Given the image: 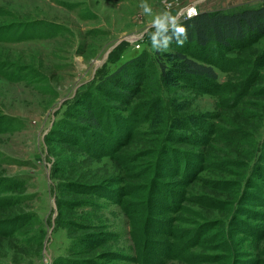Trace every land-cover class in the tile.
I'll return each instance as SVG.
<instances>
[{"label":"rangeland","instance_id":"rangeland-1","mask_svg":"<svg viewBox=\"0 0 264 264\" xmlns=\"http://www.w3.org/2000/svg\"><path fill=\"white\" fill-rule=\"evenodd\" d=\"M261 1L0 0V264H264V33L215 92L149 36ZM143 56L129 101L95 89ZM88 97L121 119L108 153L69 115Z\"/></svg>","mask_w":264,"mask_h":264},{"label":"trees","instance_id":"trees-1","mask_svg":"<svg viewBox=\"0 0 264 264\" xmlns=\"http://www.w3.org/2000/svg\"><path fill=\"white\" fill-rule=\"evenodd\" d=\"M175 22L186 29V38L180 37L184 43H177L171 25L168 26L167 33L159 36L157 40L159 45H164V36L171 37L168 46L176 49L181 63L177 78L200 91L215 92L220 88V84L214 66H225L222 60L229 57L224 52L232 48H243L264 33V0L257 4L199 10ZM129 62L130 60L121 63L98 80L95 89L105 97L118 99L123 96L124 101H129L131 88L135 85L134 82L141 78L138 74L144 71L141 69H144L145 56L137 62L139 66L135 70L126 67ZM65 113L66 110L64 115ZM69 115L76 118L80 125L86 124L85 134L88 139L89 136L92 137L90 141L99 153H108L105 136L114 137L116 132H119L117 122L120 123L121 119L118 121L116 116L104 113L101 104L93 97H88L86 102H77L76 108ZM144 115L140 117L144 118ZM131 117L136 118L134 114H131ZM71 137L73 143H80L75 135Z\"/></svg>","mask_w":264,"mask_h":264},{"label":"clouds","instance_id":"clouds-1","mask_svg":"<svg viewBox=\"0 0 264 264\" xmlns=\"http://www.w3.org/2000/svg\"><path fill=\"white\" fill-rule=\"evenodd\" d=\"M141 6L143 7L145 13L151 12V9L148 7L147 4H142ZM152 23L156 29L155 32H152L149 34L151 45H152L153 49L161 50V51L167 49V47L170 43L171 37H169L167 35L164 36L165 43H164L163 47L159 46L157 38L159 36L167 33L169 23H171V26L174 30V35H175V38L177 40V43L179 45H182L184 43V41L182 39H180V37L184 36L186 38V29L183 26H179L178 24H176L174 17H171L167 13H165L163 16L155 17L154 20L152 21Z\"/></svg>","mask_w":264,"mask_h":264}]
</instances>
